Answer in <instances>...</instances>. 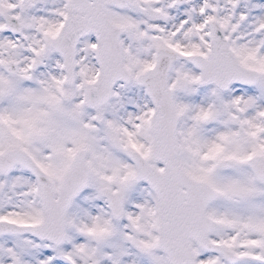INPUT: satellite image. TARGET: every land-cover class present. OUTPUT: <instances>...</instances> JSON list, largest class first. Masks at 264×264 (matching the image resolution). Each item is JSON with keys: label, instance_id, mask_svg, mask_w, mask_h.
I'll use <instances>...</instances> for the list:
<instances>
[{"label": "snow or ice", "instance_id": "snow-or-ice-1", "mask_svg": "<svg viewBox=\"0 0 264 264\" xmlns=\"http://www.w3.org/2000/svg\"><path fill=\"white\" fill-rule=\"evenodd\" d=\"M0 264H264V0H0Z\"/></svg>", "mask_w": 264, "mask_h": 264}]
</instances>
